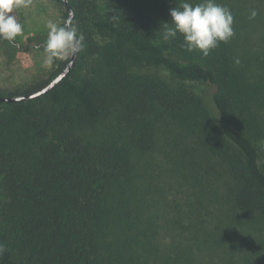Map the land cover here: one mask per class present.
Instances as JSON below:
<instances>
[{
  "label": "trees",
  "instance_id": "trees-1",
  "mask_svg": "<svg viewBox=\"0 0 264 264\" xmlns=\"http://www.w3.org/2000/svg\"><path fill=\"white\" fill-rule=\"evenodd\" d=\"M69 1L72 27L85 38L74 68L44 95L0 102V264H104L101 234L115 211L116 185L132 175L133 162L126 147L93 143L81 128L113 108L140 152L156 146V112L193 121L231 168L234 210L264 218V59L237 64L224 42L208 56L189 52L180 34L163 41L161 26H173L170 9L183 0ZM43 39L30 37L22 49ZM71 56L54 61L45 80L8 95L41 88ZM201 86L213 88V107ZM199 223L192 241L224 245L229 237L237 245ZM233 246L222 251L221 264L237 263ZM190 256L182 253L184 264ZM259 257L248 263L264 264Z\"/></svg>",
  "mask_w": 264,
  "mask_h": 264
},
{
  "label": "rangeland",
  "instance_id": "rangeland-1",
  "mask_svg": "<svg viewBox=\"0 0 264 264\" xmlns=\"http://www.w3.org/2000/svg\"><path fill=\"white\" fill-rule=\"evenodd\" d=\"M218 2L234 15L235 35L227 42L234 58L240 63L264 59V0ZM66 10L58 0H31L29 7L14 9L24 27L13 42L0 38L1 95L23 91L50 76L53 65L42 66L46 25L50 20L63 25ZM252 10L258 13L255 19H249ZM39 36L44 37L42 43L30 46L29 51L22 49L30 37ZM200 90L213 107V88L201 86ZM152 118L157 133L151 152H140L131 145L130 128L116 108L81 128L93 143L126 147L133 162L132 175L116 185L115 211L101 234L103 263L184 264L182 253L187 249L192 259L189 264L208 263L212 258L221 264L222 251L229 253L232 242L227 237L224 245H216L211 239L206 241L204 234L201 245L192 241L191 232L195 226L202 230L201 221L207 229L236 239L233 247L240 249L233 259L236 264L259 260V256L264 260V218L234 210V175L230 166L208 149L201 128L162 111Z\"/></svg>",
  "mask_w": 264,
  "mask_h": 264
},
{
  "label": "clouds",
  "instance_id": "clouds-1",
  "mask_svg": "<svg viewBox=\"0 0 264 264\" xmlns=\"http://www.w3.org/2000/svg\"><path fill=\"white\" fill-rule=\"evenodd\" d=\"M31 0H0V38L13 42L23 31V24L17 19L14 9L29 7ZM258 15L252 10L249 19ZM173 26L162 25V39L167 42L183 36L182 47L187 51H199L208 56L211 50L217 48L221 42L227 43L234 35V15L231 9L218 0H183L179 7L170 9ZM48 36L45 42V57L42 66L49 67L54 61L74 55L85 47L84 36L74 27L48 21ZM239 63V59L235 61ZM6 251L0 243V255Z\"/></svg>",
  "mask_w": 264,
  "mask_h": 264
},
{
  "label": "water",
  "instance_id": "water-1",
  "mask_svg": "<svg viewBox=\"0 0 264 264\" xmlns=\"http://www.w3.org/2000/svg\"><path fill=\"white\" fill-rule=\"evenodd\" d=\"M65 6L67 7L69 13L66 18L67 26L72 27V21L74 18V10L70 4L69 0H63ZM78 53L71 56L69 62L65 65V67L53 78H51L44 86L41 88L28 92L23 94H13V95H1L0 94V102H17L22 100H28L32 99L41 95H44L48 91L52 90L56 85H58L64 78L68 76V74L71 72V70L74 68Z\"/></svg>",
  "mask_w": 264,
  "mask_h": 264
}]
</instances>
